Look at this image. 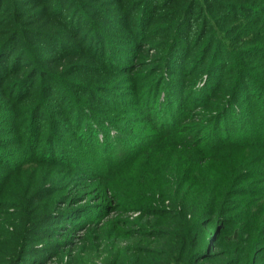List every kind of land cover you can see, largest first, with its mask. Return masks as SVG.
I'll list each match as a JSON object with an SVG mask.
<instances>
[{"label":"trees","instance_id":"trees-1","mask_svg":"<svg viewBox=\"0 0 264 264\" xmlns=\"http://www.w3.org/2000/svg\"><path fill=\"white\" fill-rule=\"evenodd\" d=\"M6 1L10 5H5ZM6 1L0 0V26L9 25L0 30V110H5L0 116H10L14 132L22 141V147L13 151L22 157L27 154L25 161L13 162L3 153L5 149L0 144L1 162L16 171L14 177H8L10 172L6 177L9 184L6 195L3 186L0 187V231L12 243L8 257L2 255L3 263L28 262L35 251L34 235L44 224L42 217L35 214L40 188L32 192L31 179H20L17 183L18 176L29 170V166H24L51 163L56 159L64 166L76 168L83 160L77 151L71 152L73 141L66 143L68 147L63 145L66 134L85 147L86 144L93 147L92 138L100 141V132L110 138L114 122H108V117L102 115L103 111L88 95L93 88L89 86H100L102 92L111 94L107 91L112 86L110 83L116 85L121 76L117 69L126 68L124 66L133 57L131 51L142 49L141 40L152 39L156 49L153 55L143 49V68L151 67L154 74L161 72L154 85L149 81L154 74L145 75L143 79L148 80H144L138 91L140 95L151 93L155 101L149 114L154 115L166 103L173 108L177 102L174 94L179 93L183 82H187L184 80L193 76L195 90L200 93L192 99V104L201 106L206 114V123H192L190 133H185L186 125L180 127L178 124V127L173 117L169 122L172 127L165 130L160 127V143L171 146L169 154L196 152L201 158L215 160L224 149L246 147L253 151L264 145V61H259L264 60V0H160L154 4L144 3V6L139 3L141 0H116L114 11L105 8L88 11L90 1L86 3L85 0ZM35 4H40L39 9L29 15ZM112 22L116 28L122 26L123 35L112 34L109 26ZM195 23L198 29L191 30ZM191 34L193 37L186 39ZM107 70L110 73L104 74ZM80 74L87 77L81 79ZM164 82L167 87L162 91ZM77 88L86 91L78 96L71 90ZM256 95L259 99L254 103ZM54 99L59 102L58 112L63 117L50 116L46 111L52 107ZM239 103L250 107L255 104L262 113L258 132L250 135L252 138L240 127L244 124L237 123ZM175 106L178 108L172 111L183 115L178 104ZM230 119L233 129H230ZM199 127L200 130L209 127L213 130L209 141L197 142L199 138L195 133ZM49 135L54 140L60 137V142L48 149L45 144ZM99 143L103 148L109 144L107 141ZM12 152L11 158L15 157ZM149 155V148L141 153L138 150L133 164H142ZM69 160L72 164H67ZM133 160L130 158L126 163ZM123 163L111 166L110 171L104 173L96 171L100 177L97 186L112 187L117 200L132 196L126 204L122 203L123 207L120 204L119 211L140 201V215L133 219L111 217L103 224L89 227L88 233L80 236L82 246L73 253L71 260L92 262L97 257L100 260L97 264H264V260H258L264 255V238L245 237L244 226L226 217L223 200L205 211L227 225L224 222L213 231L212 239H204L199 233L197 214H191L186 207L176 210L157 204L150 181L145 182L151 178L148 177L149 162L136 170L135 178L126 179L144 181L145 187L134 189L133 183L130 190L125 184L113 182V178L122 173L118 170L124 168ZM86 164L84 168L89 167ZM176 168V163L165 169L160 167L163 180L172 179L170 173ZM87 173V169H82L79 177L87 179ZM0 175H5L1 168ZM260 230L264 235V221ZM212 248L216 250L213 253L210 252Z\"/></svg>","mask_w":264,"mask_h":264},{"label":"rangeland","instance_id":"rangeland-1","mask_svg":"<svg viewBox=\"0 0 264 264\" xmlns=\"http://www.w3.org/2000/svg\"><path fill=\"white\" fill-rule=\"evenodd\" d=\"M89 1L90 6H88V11H92L95 8L99 10L103 8L107 10L113 9L114 11L117 3L116 0H85L86 3ZM159 1L141 0L139 3H142L144 6V3L154 4ZM5 5L10 4L6 1ZM39 7L40 4L33 5L31 7L32 10L29 11L31 13L29 15H32L33 11H37ZM100 19L104 21L103 17ZM82 22L85 23L86 20L83 19ZM109 26L110 30L113 31L112 34L123 35L124 32H121L123 30L122 26L116 28L117 26L113 22ZM0 27V30L6 29L4 27H9V25ZM198 27L195 23L191 30L198 29ZM191 37H193V34L191 36L187 35L186 39ZM140 43H142V49H134V51H131L133 57L128 62V65L124 66L126 68L117 69L121 76L118 77L117 86L114 83H110L112 86L107 91L111 94L102 92L100 86H89L93 88L92 92H89L88 95L95 100V105H97L98 109L103 111L102 115L108 117V122H111L110 120L114 122L111 126L115 129H111L110 138H108L106 133L100 132V141L92 138L93 147L91 145L88 147L87 144V147H85V145L82 146L79 140H71V135L66 134L63 145L68 147L69 144L66 145V143L73 141L71 143L72 146H70V149H72L71 152L77 151L78 156L83 160L81 163H78L77 169L73 165L64 166L63 163L56 162L59 160L54 159L51 163L27 164L24 167L29 166L28 172L18 176L17 183H19L20 179L32 180V192L40 188L37 194L38 200L35 203V214L37 217H42L44 224L46 222L48 223L41 225L37 234L34 235L32 244L35 246V251L29 256L28 262L24 264H35L37 261L40 262L39 264H94V261L97 264L100 262V260H97V257L93 258L92 262L88 261L89 263L85 262V260H71L73 253L82 246L79 240L81 238L80 236L87 234L89 227H93L96 224H103L108 218L124 216L133 219L137 218L141 212L139 208L141 207L140 201L134 204H128L124 210L119 211L120 209L117 208L120 207V204L123 207L124 204L122 203H125L129 198L122 197L117 200L115 197L116 193L111 189L112 187L110 189H104L102 184L97 186L100 177L96 171H103V173L110 171V167L119 162H125L123 163L124 168L118 170L122 173H118V177L116 176V178L112 176L108 181L113 178V182L125 184L130 190L133 189V183H135L134 189L142 187L144 186L142 184L144 181H138L137 179L128 181L126 179L128 177L135 178L134 173L136 170L141 165L149 162L150 172L148 177L150 175L151 178L145 182L148 183L150 181V190L155 191L154 195L157 204L175 208L176 210L185 209L186 207L191 214H197V219L200 221V225H198L199 233L204 239H212L213 231H216L218 227L224 225V220L217 219L216 216L212 217L207 212V207H211L213 203L222 200L227 209L226 217L236 220L241 226H244L245 237L261 236L264 238L260 230V224L264 221V145L253 151L246 149V147L224 149L219 154V158H215V160L207 157L201 158L196 152H189V154L184 152L182 154H169L171 146H162V143H160L162 134L160 127L164 128V130L168 129L169 126L172 127V124L169 122L172 120L171 117H173V119H177L178 121L177 126L178 124H180V127L186 125L185 127L187 128L185 129L184 127L185 130H183L185 133H190L192 123H206L204 122V116L206 114L201 106L192 104V99L195 100V97H198L200 93L195 90V85L192 81L194 76L188 78V80H184L187 82H183L179 93L174 94L177 101L176 104L182 109L183 115L178 116L177 111H172V109L178 108L175 106L176 104L171 108L167 103L162 106L163 110L156 108L159 110L158 112L156 111L154 115L152 113L149 114L151 111L150 108H152L151 104L155 101L152 99L151 93L148 95L146 93L140 95L139 88H142V84L145 83L144 80H148L143 79V77L149 73L154 74V72L151 67L143 68L145 59H143L142 55L145 51L143 50L144 48L147 49L149 55H153L156 49L152 39L147 41L141 40ZM116 61L121 63L120 60ZM146 69H148V73H145ZM106 73L109 74V70L105 71L104 74ZM160 74L161 72L159 71L153 76L150 75L149 81L152 80V85H154L157 78H160ZM129 75L134 76L128 77ZM84 77L87 76L80 74L81 79H84ZM228 77H230V74H228ZM114 79H117V77ZM166 87V83L164 85L162 84V91ZM185 88L186 91L181 92ZM78 89L71 90L78 96H81L82 92L84 93L86 91L83 90L81 92ZM258 97L259 95L255 96L254 103L258 101ZM52 103L51 108H46L48 114L50 116L63 117L64 115L58 112L59 102L54 99ZM238 105H240L241 109L239 108L237 110L239 114V118L236 119L238 121L237 123L242 122V125L244 124L246 127L244 125L240 127L247 130L248 138H252L250 135L258 132L257 126L262 121L259 120L262 113L258 111L255 104H252L251 107L246 103H239ZM168 106L170 108H167ZM186 107L190 108L187 109ZM2 111L5 110H0V113ZM231 121L232 119L229 120V125L231 124L230 129H233L234 124ZM201 125L203 126L204 124ZM43 127L44 129L46 128L45 125ZM14 128V122L10 120V116H0V144L5 149L3 153L13 162L17 161L20 163L21 161H25L24 159H26L25 155L27 153L23 154L24 157H22L21 153H19L21 155L19 156L16 154L17 152L15 153L13 151L15 148L22 147L20 136H16L17 134L14 132ZM200 129L201 127L195 133L198 136L197 138H199L197 142H202L203 140L204 142L209 141L208 138H211L213 130L210 127L207 129L203 127L206 130ZM6 130L7 132H5ZM58 134L64 137L62 133ZM59 136L56 135V138ZM58 139L54 140V137L49 135L46 138L45 147L49 149L52 147V144L59 143L60 141ZM101 141L109 142L108 146L103 148L99 143ZM145 148H149L150 155L148 159L150 160L146 158L142 164H137L136 162L133 164L134 154L138 150L141 153ZM165 148L166 151H161L165 150ZM178 149L180 150V146ZM11 152L15 154V157L13 156L11 158ZM172 156L174 157L173 159L171 158ZM130 158L133 160L131 161L132 163H126ZM119 159L121 160L118 161ZM86 163L89 164V167L85 166L84 168L83 165ZM172 163H176L177 168L172 171L173 174L170 173L172 179L167 182L163 180L160 167L165 169V167ZM67 164H72V162L69 160ZM6 165V163L0 160L1 173L5 174L4 176L0 175V187L3 186L4 194L7 193L6 190L9 187V184L6 183L8 173L10 172L9 178L14 177V173H16L15 170L7 168ZM33 167L36 168L34 169ZM67 168L73 169L70 170ZM82 169H87V175H89L87 179L79 177ZM128 172L133 174L131 175ZM120 174L121 177H119ZM84 182L85 184H83ZM0 233H2L0 235V262L2 263L0 264H5L2 259L8 257V254L11 252L9 245L12 243L8 242L7 237L3 235V231H0ZM215 251V248H212L210 252L213 253ZM82 255L84 254L82 253ZM91 255L94 256V254ZM91 255H88V257H92ZM258 260H264V255H261Z\"/></svg>","mask_w":264,"mask_h":264}]
</instances>
